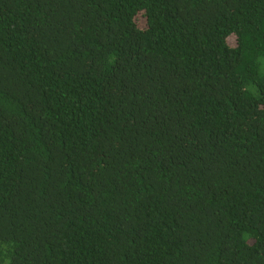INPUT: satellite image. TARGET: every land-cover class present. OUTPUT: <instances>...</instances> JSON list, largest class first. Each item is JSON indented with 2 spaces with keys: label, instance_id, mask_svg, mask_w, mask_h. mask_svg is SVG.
Returning <instances> with one entry per match:
<instances>
[{
  "label": "trees",
  "instance_id": "trees-1",
  "mask_svg": "<svg viewBox=\"0 0 264 264\" xmlns=\"http://www.w3.org/2000/svg\"><path fill=\"white\" fill-rule=\"evenodd\" d=\"M0 264H264V0H0Z\"/></svg>",
  "mask_w": 264,
  "mask_h": 264
}]
</instances>
